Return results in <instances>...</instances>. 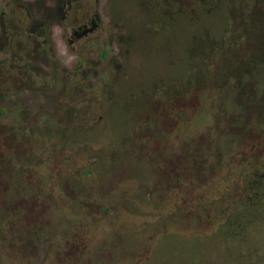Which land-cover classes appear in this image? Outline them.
<instances>
[{
    "label": "rangeland",
    "instance_id": "1",
    "mask_svg": "<svg viewBox=\"0 0 264 264\" xmlns=\"http://www.w3.org/2000/svg\"><path fill=\"white\" fill-rule=\"evenodd\" d=\"M1 69L0 264H264V0H0Z\"/></svg>",
    "mask_w": 264,
    "mask_h": 264
},
{
    "label": "trees",
    "instance_id": "2",
    "mask_svg": "<svg viewBox=\"0 0 264 264\" xmlns=\"http://www.w3.org/2000/svg\"><path fill=\"white\" fill-rule=\"evenodd\" d=\"M209 52V51H208ZM208 52H207V54H208ZM105 56L107 57V55L105 54ZM201 56V55H200ZM199 56V57H200ZM198 58V57H197ZM206 62V61H205ZM205 62H203V63H205ZM7 71V72H6ZM12 73L13 72H11V70H0V81L2 80V79H4L5 77H6V79H11V76H12ZM9 90H16L15 89V86L13 85V87L12 88H8V89H6L5 91L6 92H9ZM6 92H3V90H2V88H1V86H0V94L2 95V96H4V95H6ZM4 100L6 99L5 98V96H4V98H3ZM6 100H9V99H6ZM0 112H3L2 111V109H0Z\"/></svg>",
    "mask_w": 264,
    "mask_h": 264
},
{
    "label": "flooded vegetation",
    "instance_id": "3",
    "mask_svg": "<svg viewBox=\"0 0 264 264\" xmlns=\"http://www.w3.org/2000/svg\"><path fill=\"white\" fill-rule=\"evenodd\" d=\"M26 230H28V229H26ZM36 236L40 237V239L35 240L34 242H35L38 246H42L43 244H41V243H42V240H43L42 238H43V237H41V236H39V235H36ZM16 243L18 244L17 246H19V247H20V246L22 247V245H23V244H22V241H17V242H15V244H16ZM45 250H47V249L45 248ZM47 253H48V250H47ZM47 253H46V254H47ZM67 256H68V255H67ZM69 258L71 259L72 257L69 256ZM72 260H73V263H75V264L78 262V260L75 259V257H73ZM76 261H77V262H76ZM69 264H70V263H69Z\"/></svg>",
    "mask_w": 264,
    "mask_h": 264
}]
</instances>
